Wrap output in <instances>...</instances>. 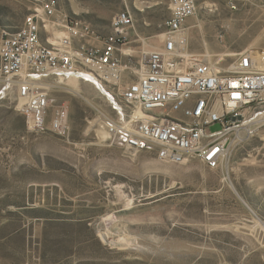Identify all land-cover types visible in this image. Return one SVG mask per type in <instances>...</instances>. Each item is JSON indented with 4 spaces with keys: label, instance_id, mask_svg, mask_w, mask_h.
Wrapping results in <instances>:
<instances>
[{
    "label": "rangeland",
    "instance_id": "374dc122",
    "mask_svg": "<svg viewBox=\"0 0 264 264\" xmlns=\"http://www.w3.org/2000/svg\"><path fill=\"white\" fill-rule=\"evenodd\" d=\"M140 1L143 12L136 10ZM58 3L101 37L111 32L113 15L129 7L148 44L170 16L168 0ZM31 8L30 0H0V42L4 31L24 25ZM185 33L190 51L223 64L264 50V0L235 12L225 0H197ZM130 48L123 65L139 67L142 43ZM68 76L46 83L53 99L47 122L64 106L67 135L29 126L15 93L5 95L0 85V264H262L264 126L252 137H233L218 169L196 157L164 162L109 138L97 120L98 110L114 114L101 83ZM134 78L124 70L119 86Z\"/></svg>",
    "mask_w": 264,
    "mask_h": 264
},
{
    "label": "built area",
    "instance_id": "2783aa9c",
    "mask_svg": "<svg viewBox=\"0 0 264 264\" xmlns=\"http://www.w3.org/2000/svg\"><path fill=\"white\" fill-rule=\"evenodd\" d=\"M30 1L33 8L24 25L2 34L0 85L5 95L15 93L16 109L34 129L69 134L64 106L47 122L53 99L46 83L64 75L100 82L114 112L98 110L97 120L108 137L129 153L150 152L164 162L196 157L218 169L227 160L233 137H252L264 126V50H246L227 64L207 52L190 51L185 30L197 12V0H168L165 30L152 44L138 33L129 7L113 15L111 32L101 37L58 0ZM256 1L225 4L235 12ZM138 41L139 67L123 65L124 56H133L130 45ZM126 69L135 78L121 88ZM106 85L118 86V91Z\"/></svg>",
    "mask_w": 264,
    "mask_h": 264
},
{
    "label": "bare ground",
    "instance_id": "6f19581e",
    "mask_svg": "<svg viewBox=\"0 0 264 264\" xmlns=\"http://www.w3.org/2000/svg\"><path fill=\"white\" fill-rule=\"evenodd\" d=\"M138 5L140 6V7H143V5H144V2L143 1H140V2H138ZM78 11H79V9H77ZM251 47H254V45H252ZM261 50V49H260ZM260 50H256L257 52H258V54L261 52ZM69 77V76H68ZM63 78V77H62ZM94 80V79H93ZM95 81V80H94ZM78 91V90H77ZM134 152V151H133Z\"/></svg>",
    "mask_w": 264,
    "mask_h": 264
}]
</instances>
